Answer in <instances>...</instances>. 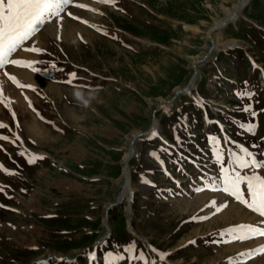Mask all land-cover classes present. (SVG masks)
Wrapping results in <instances>:
<instances>
[{"label":"rangeland","instance_id":"1","mask_svg":"<svg viewBox=\"0 0 264 264\" xmlns=\"http://www.w3.org/2000/svg\"><path fill=\"white\" fill-rule=\"evenodd\" d=\"M236 1L74 0L94 11L69 5L80 19L54 20L63 34L47 23L13 54L34 62L0 69L5 97H22L0 103L9 126L0 164L16 173L0 171V264H106L109 255L125 257L119 264H264V236L225 234L256 223L218 209L232 203L264 218L211 190L222 187L218 149L229 169L242 147L264 161V0H248L232 20ZM33 46L43 51L24 50ZM14 70L60 93L18 87L5 75ZM192 79L193 93H179ZM75 86L99 89L88 107ZM21 153L45 159L29 164ZM131 245L144 260L127 259Z\"/></svg>","mask_w":264,"mask_h":264},{"label":"snow or ice","instance_id":"2","mask_svg":"<svg viewBox=\"0 0 264 264\" xmlns=\"http://www.w3.org/2000/svg\"><path fill=\"white\" fill-rule=\"evenodd\" d=\"M99 2L106 4H115L116 0H99ZM71 5L78 8H85L88 6L85 4L74 3V0H0V69L5 68L7 65H15L22 67H31V61H20L12 59L14 53L21 48L25 42L30 41L39 33L43 27L54 20H62V13L71 16L74 19H80L74 16L71 12H66L67 7ZM87 23V21H82ZM25 51L41 53L43 49L35 46L25 48ZM33 71H37L33 69ZM5 75L13 83H16L18 87H28L31 85H21L14 76L5 72ZM72 79L66 81L71 84L76 79V74H70ZM35 90V89H33ZM11 101L5 97L3 91V85H0V103H3L5 107ZM250 110V109H246ZM255 115V113H253ZM14 118L15 115L13 114ZM9 126L0 122V128H8ZM254 125H248L247 131L253 132ZM155 135V133H153ZM19 139V137H17ZM0 140H9V137L0 135ZM213 143L218 144L219 141L213 138ZM218 151L217 159L221 163V175L218 178L222 187L212 188L214 191H221L232 197L236 202L244 205L253 213L259 217L264 218V174H261V170H264V161H258L246 148H241L243 155L236 156L233 154L231 161L233 167L231 169L223 166L222 154ZM29 164H35L39 160L45 159L44 156L38 154H26ZM156 156L155 153H152ZM158 158V157H157ZM243 170V171H242ZM0 171H4L8 175H15L16 173L6 169L0 164ZM147 182V181H146ZM246 189V192H245ZM204 190V189H199ZM3 187H0V192H3ZM215 206V202H213ZM0 207H4L0 205ZM227 205H222L219 210ZM264 224V219L260 221ZM229 235L232 240H246L253 239L257 236H264V227L258 225H237L231 229H228L225 233ZM125 251L131 253L127 259L131 260H144L142 254L136 255V249L134 245L129 246ZM259 254H264V246L259 250ZM249 255H252L251 253ZM163 258V256L161 257ZM90 259H95V253L90 254ZM125 257L119 255H109L106 260V264H119V261L124 260ZM46 264V262H44ZM147 264V262H145ZM155 264V262H153Z\"/></svg>","mask_w":264,"mask_h":264},{"label":"bare ground","instance_id":"3","mask_svg":"<svg viewBox=\"0 0 264 264\" xmlns=\"http://www.w3.org/2000/svg\"><path fill=\"white\" fill-rule=\"evenodd\" d=\"M247 2H248V0H237L235 2L234 9L230 10L228 12L229 18H231L232 20H235L237 18V16H238L239 11L246 5ZM63 26H64V23L62 21H56V22H53V25H51V27H49L47 31H49V32L50 31H52V32L56 31L59 34H61L62 31H63L62 30ZM81 30H84V33L88 31L85 28H81ZM87 33L91 34V32H89V31ZM27 72L26 71L14 70L13 74L18 79H21V80H23L25 82H28V83L32 84V85H39V87H41L43 90H46L49 93L50 92L54 93V94L60 93L59 92L60 91V87L58 88V87L54 86L53 84H51V82L50 83L49 82L48 83H42L37 77H35V75H33L31 73H27ZM193 80L191 81L190 84H188L187 87H185L186 89L183 88V89H185V91H181L182 89L178 90V91H180L179 93L186 92V91H192L194 89L193 86H192L194 84V83L192 84ZM263 83H264V81H263ZM0 85H3V89L6 88V78L2 74H0ZM192 93H193V91L191 92V94ZM11 94H12L14 100H12V101L10 100L11 101L10 103H12L13 105H21L22 104V102H21V98L22 97H20V95L15 94V92H12ZM67 113H68V116L71 118L72 121H74V122L77 121L75 115L71 111H69V112L67 111ZM33 124H34L33 127H31L32 128L31 131L33 133H40V134H42V132L44 133V130L40 129V127L37 125V123L34 122ZM36 135H38V134H36ZM129 158H130V155L127 157V159H129ZM225 213L228 216H233V215L237 216L238 220H240L242 222L256 223V224H259V225H264V224L260 223L261 219L256 218V216L249 214L248 212L244 211L239 206H236V205H234L232 203H227V207H226ZM252 225H254V224H252ZM262 243H263V246H264V241ZM251 245H252V243H249L248 245H243L242 248H244V249L245 248H249ZM242 248H238V250L242 251L241 250ZM72 262H76L77 263V260L72 259ZM257 263L258 262L251 263V264H257Z\"/></svg>","mask_w":264,"mask_h":264},{"label":"clouds","instance_id":"4","mask_svg":"<svg viewBox=\"0 0 264 264\" xmlns=\"http://www.w3.org/2000/svg\"><path fill=\"white\" fill-rule=\"evenodd\" d=\"M99 89H90L87 92L83 90V86H75L73 90V98L77 101L78 104H81L84 107H88L92 100L96 98V94Z\"/></svg>","mask_w":264,"mask_h":264},{"label":"trees","instance_id":"5","mask_svg":"<svg viewBox=\"0 0 264 264\" xmlns=\"http://www.w3.org/2000/svg\"><path fill=\"white\" fill-rule=\"evenodd\" d=\"M172 14H174V12ZM151 37L154 38V39L163 41V42H166L168 40V36H164V35L153 34V35H151Z\"/></svg>","mask_w":264,"mask_h":264},{"label":"water","instance_id":"6","mask_svg":"<svg viewBox=\"0 0 264 264\" xmlns=\"http://www.w3.org/2000/svg\"><path fill=\"white\" fill-rule=\"evenodd\" d=\"M213 44H214V42H213ZM194 78H195V76H194ZM193 80V79H192ZM191 80V81H192ZM127 177H129V171H128V169H127Z\"/></svg>","mask_w":264,"mask_h":264}]
</instances>
